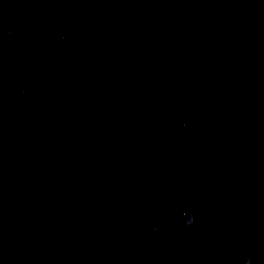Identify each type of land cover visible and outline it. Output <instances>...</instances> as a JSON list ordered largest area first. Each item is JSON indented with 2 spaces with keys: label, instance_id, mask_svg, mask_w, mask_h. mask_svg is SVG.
Wrapping results in <instances>:
<instances>
[{
  "label": "clouds",
  "instance_id": "clouds-1",
  "mask_svg": "<svg viewBox=\"0 0 264 264\" xmlns=\"http://www.w3.org/2000/svg\"><path fill=\"white\" fill-rule=\"evenodd\" d=\"M192 214H193L194 219L191 220V221L186 222V226H189L190 227L191 225L194 224V222H195V212H193ZM244 247L246 248V246H244ZM237 260H241V257L240 256L233 257L232 264H236V261ZM243 261H246L247 264H252V257L251 256H245L243 258Z\"/></svg>",
  "mask_w": 264,
  "mask_h": 264
}]
</instances>
